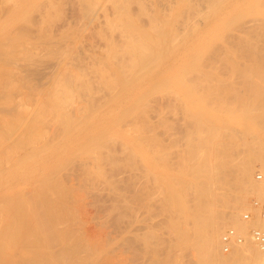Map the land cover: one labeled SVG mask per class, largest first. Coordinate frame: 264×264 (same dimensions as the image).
I'll list each match as a JSON object with an SVG mask.
<instances>
[{
  "label": "bare ground",
  "instance_id": "6f19581e",
  "mask_svg": "<svg viewBox=\"0 0 264 264\" xmlns=\"http://www.w3.org/2000/svg\"><path fill=\"white\" fill-rule=\"evenodd\" d=\"M246 1H248V4ZM246 1L244 0V3L243 0H0V152L2 151L1 155L3 156L4 153L8 155L5 156L7 158L10 157V160L13 157L11 156L13 152L16 155L18 153L17 151H22L21 153L23 154V157L20 156L22 154H18V156L14 155L12 159L15 161L12 163V166L6 165V167L4 165L6 163H0V168H25V165L28 167L29 163L31 165L33 162L32 164L34 166H29L34 170L39 171L40 169L42 171L41 166L44 164L47 167L50 165L48 163L52 161L49 166L52 170L47 167L49 173L54 171L53 169L56 167L55 164L58 163L57 159H59V155L64 154L60 160L63 162L66 161L67 163L69 161L70 163L73 162L74 165L79 163V160L76 161L79 159L77 156L83 157L82 159L86 158L85 160H80L83 161L81 164H84V166L87 165L85 170L83 165L79 163L81 169H83L82 171L85 172L88 169V164L94 159L99 169H103H100L101 172L104 171V174H102H107L105 177L108 176L109 171L111 172L113 177L110 174V180L109 178L106 179L111 184L107 183L110 185L105 186L103 183L102 186L104 187L101 186L99 188L100 183L99 185L97 184L98 177L94 179L96 176L90 177L91 174L87 176L83 172H79L81 173V177H76L75 179L81 178V181H83V173L90 181V178L94 179V183L93 181L90 182V185L92 187L94 186V188L96 181L98 185L97 192L104 196L106 194L108 198L105 197L110 200L109 204L111 206H108L109 204L107 205L106 203L108 202H106L104 203V207L107 205L108 209L111 207V210L114 209L116 211V215L119 216L117 217L114 214L116 220L119 218L117 222L121 221V217L123 222L125 221L127 223L124 229L122 226H125V223L121 225V229L124 230L123 232L117 231L121 229H116L115 231L121 232L125 236L126 233L129 234L130 231L132 232L130 229L132 227L137 232V228L135 227L138 226L140 230V227L142 229L147 226L144 228L145 232H143L145 234V240L149 245V248H146L151 249L153 252L154 264H186L184 255L189 248L195 250V256L193 253V257H196L195 262L197 264H264V252L261 251L253 238L256 229L262 225L260 210L264 206V47H258V44L261 43L260 40L257 43L256 40L258 38L254 37L256 39L254 40L252 37L253 32L250 31L251 29L255 32L257 31L256 34L259 37L258 28L255 29V26L257 27L258 20L260 19L262 21L264 17H257V19L254 17L255 22L250 20L252 23L248 27L250 29L249 31L248 28L244 29V26L242 27L241 25L245 31L244 34L241 32L234 33L237 37V40L235 39L237 43H234V45L239 43L240 48L237 49L233 45L230 46L228 44L224 46L225 48H216L217 46L215 45V43L222 42L226 38L224 35L227 34L223 31L224 29L222 30L225 22L229 20L228 25H231V31L237 29L236 25L233 28L237 20V18L234 19L235 16L226 20L233 10L247 7L250 4L253 7H257V9L259 8V11L264 6V0ZM180 3H183L181 7H179ZM242 3L246 6H242ZM65 5L68 6V11H66ZM135 5L138 10L134 9L133 11V8L136 7ZM187 8L188 10H186ZM136 10L137 12L140 11V13H134L136 14L134 15L132 12ZM186 11L188 13L187 15L190 12L196 15L198 13L201 19H197L198 21L192 20L193 17H191V14L187 16L185 14ZM176 13L178 16L175 19L170 18V16ZM232 14L236 15L235 12ZM141 17H147L149 21L146 20L147 22H145L148 26L145 25L144 27V23H141L143 22L141 21ZM179 20L182 22L181 25ZM239 20H242V18H239ZM261 21H259V25L262 23ZM245 23L250 24L249 21ZM248 25H245V27ZM261 25H264V22ZM261 25L260 28L262 27L264 30V26ZM147 27H149V31ZM169 41L173 43L169 44L170 48L168 46L165 48V45ZM193 43L194 45H192ZM213 50V53L218 52L217 54L221 58H223L222 55H227L228 63L231 64L228 67L231 68L233 74L236 72L240 74L241 71H244L245 75L242 74L241 76L245 77V79L239 82L228 75L227 77L220 76L216 69H212L213 71L211 70V72L214 73L217 71L216 73L219 75H211L212 73L209 72L210 74H208L203 71V75L206 73L205 77L203 75L201 77L197 75L198 78H196L193 71L195 69L197 70V64H199L198 67L201 66L200 68L205 64L200 59H207L204 55L212 53ZM239 55H242V57L248 60H245L246 62L239 60ZM199 60L202 61L200 62L201 65L197 63ZM224 60L227 61V59ZM228 63L226 62L227 65ZM212 66L215 67L214 65ZM173 69L174 71L177 69L175 72L178 73H173ZM198 70L200 69L198 68ZM249 71L253 74H248ZM192 74L195 76L193 77L194 79L192 78ZM178 75L182 76L181 79H179ZM172 78L177 85H175L176 83ZM236 78L238 77L236 76ZM168 81L170 85L174 84L175 86H179V89L183 86L185 87V89L182 88L183 90L187 88V91H184L187 92V95H184L185 93L181 92L180 94L174 88L169 90L165 87V90L171 91L170 96L174 99H178L179 96V99H181L184 96L180 101L183 100L184 102L185 98H187L184 106L187 105L185 103L190 104L189 109L186 110L189 111L187 113L188 115H186L188 116L187 120L189 123L186 125L187 128L184 136H182L185 138V141L181 137L184 144L179 141L177 143H181L182 145L176 144V148L173 145L164 143L163 139L161 140L159 138V134L161 133H158L157 130V132L154 131L158 128H154L156 124H153L154 126L150 128L153 119H151L149 111H153L150 108H153L152 100H154L151 91L156 90L155 92L157 93L160 85L159 91L165 84V86H168ZM180 81L181 84L179 85ZM151 84H153V87L148 89V86L150 87ZM154 85L158 87H154ZM146 86L147 89L145 88ZM168 87L170 88V86ZM165 90H161V92ZM166 93L164 92L162 94ZM168 93L167 95H169ZM134 95H137L135 99L134 97L132 98ZM182 103H180L181 106H183ZM157 108H161V111ZM162 109L165 112L164 115H167L166 108L155 107L156 111L154 113H156V116H154V113L153 116L154 118L157 117V119H154V121L158 120L160 123H164L166 127L172 124L171 126L173 127V123L170 120L172 117L169 114L164 117L162 115ZM174 114L177 115V113ZM176 115H173V117H176ZM166 119H169L168 121H171V124H168V122L166 125ZM52 124L53 126L50 127ZM147 128H150V130L153 128L154 130H151L152 132L147 130L149 131L147 133L145 132ZM167 130L169 134H172L171 130L166 128ZM135 131L139 132L138 136L140 138L138 136L134 137V133L132 132ZM131 134H133V138L130 137ZM171 134L169 138L174 135V133L173 135ZM173 138L171 137L170 139ZM172 147L173 150L171 149ZM171 150L175 153L174 156L176 158L172 156ZM11 151L13 152L10 155L9 152ZM44 153L45 156L46 153H50V157H54L53 159L50 157V159H46L44 157L45 161L47 160V165L45 163L40 164L43 159L42 154L44 155ZM29 154H31V157ZM40 154L41 156H39ZM73 154L77 157L76 159H73ZM33 155L34 157H32ZM35 155L39 162L38 160L36 161L41 165H38L40 166L39 169L35 166L37 164L34 161L36 159ZM68 155H71L72 161L69 160L70 158H66ZM24 157L25 159L27 157L29 161L26 159V162ZM39 157L40 159L42 157V159L40 160ZM21 158L22 160H20ZM9 159L7 160L9 161ZM16 159H19L20 162H16L19 161ZM54 159L57 160H55V163ZM105 159L108 162L106 163L109 165L108 168H110L107 171L108 173H105L104 170H108V168H105L102 164L103 162L105 164ZM1 160L4 161L3 157L0 158V162H2ZM63 162H59L60 164L58 163V165H63ZM17 163L20 167L15 166ZM79 165L76 168H80ZM61 168L59 167V169ZM124 168H129L130 174L127 173L128 169L123 170ZM130 168L138 170L142 168L143 170L140 169L141 171H138L133 169V172ZM153 168H161L162 171L155 169L157 173L152 172L154 171ZM90 171L88 172L92 173ZM46 173L44 174L46 175ZM55 173H59L57 174L59 175L57 178H60V173L63 174L64 172L59 170ZM149 173L154 175L153 179L151 178V184L155 183V188L160 187L161 192L160 190L158 192L159 188H156V192L161 193L159 194L161 198L157 196L158 193L156 195V198H159L158 200L152 198L156 194L154 188V191L151 189L154 184H147H150ZM5 174L8 175V171ZM75 174L77 173L74 172L73 175ZM126 174L127 178L125 177ZM38 175L36 176V180H39ZM160 175L161 178H159ZM3 176L4 178L6 177V175ZM52 176L49 177L50 179L55 177V181L51 179L52 182H58L60 180L57 181L56 176ZM87 177H84L85 181L88 180ZM9 178L8 176L6 177V179ZM49 178L47 179L49 180ZM102 179L103 182H106L104 178ZM128 179H132L131 185L130 182L126 184L135 186H132L133 190L135 189V194H132L139 205L148 207L150 209L148 213L158 211L156 212L157 214H164L165 217L161 220L163 221L165 218L166 226L164 227H167L170 238H157L159 236L162 237V235L158 236V234H163L161 233L164 229L163 224L162 226L160 225L163 227L161 228V232L159 231L158 233L155 231V233L152 224L149 222L151 216L149 215L150 218L148 219L150 220L146 224L145 221L147 218L144 220V215L147 212L145 210L142 211L143 208L141 207V209L139 205L137 212V205L134 206L132 205L134 201L131 202L134 198L127 195L132 198V200H129V197L127 198L126 195L122 194V192H125V190L123 191L124 187H126L124 189H126L127 194L129 193L127 191L128 189L130 191L132 190V187L130 188L129 186L127 188L124 184V181ZM64 180L61 178L63 182L59 181L58 184L64 183ZM71 180L73 179L71 178ZM153 180L155 182H152ZM45 182L47 180L42 182L43 187L39 188L42 185L40 183L41 185L35 190L40 189V193L44 191L46 193L47 191L49 192L51 184L53 183L51 182L50 186L46 185V183L44 186ZM65 184L64 186L67 188L68 186ZM55 185L57 186V184ZM69 187L71 188V186ZM92 187L89 186V188ZM101 188L106 189V193H104V190H100ZM75 190L77 189L75 188ZM53 191L49 193L51 197L54 196ZM60 192L62 194L55 196H60L59 198L61 199V196L64 195L62 197L64 199L66 198L65 203L70 198L72 199V197H68L71 193L67 194L70 190L68 192L67 190L64 192L59 191L58 193ZM78 192L75 195H80ZM46 193L45 195H47ZM96 194L94 196H98V193ZM75 195H72L73 199ZM122 195L129 200L127 205L124 204L127 200H122ZM84 196L85 194H83L82 198ZM90 196L93 195L91 194ZM104 196L100 198V200H103L101 203L104 202V198H102ZM58 197L56 199L53 198V200L48 195L44 200L39 199V202L42 200L40 203L37 201L39 206L41 204L43 210L39 207L34 208V211L41 209L39 214L36 211L34 215L36 220L39 223L42 221V223L40 226V224L38 225L34 221V225L40 227L38 228L36 226L35 231L32 229L31 232L34 231L33 235L29 234L30 239H27L26 242L24 241L25 243L23 244H31L32 247V245H39H37L39 239L46 241L48 243L45 247L46 249L37 252L38 249L34 248L40 254L42 262L44 259L48 260L46 264H52L53 261H49L55 258L57 262H61L60 264H87V259L82 254L84 252L88 253L86 250L88 251L89 246L92 244V238L90 241V238L86 236L89 230L87 228L85 230L86 225L85 227H80L79 222H81V226L88 224V227H90V225L86 222L87 220L82 224V221L77 222L75 220L76 222H73L71 218H79L78 216L81 211L79 212L78 210L81 209L83 211L82 205L85 206V204H80L82 201H89V197L87 198L86 195L85 200H80L81 202H78L77 198H75L77 205H70V207L73 206L72 208L68 206L70 202H68L69 204L62 203L64 199L58 200ZM10 199H13V197ZM150 199L158 204L159 207H155L157 204L154 203V207L156 209L160 208L162 210L161 213H159L160 209L156 210L153 207V203L152 207L149 208V204L151 203ZM160 200L161 204L159 203ZM34 203L31 202L33 205ZM49 203L52 208V204H56L54 207L55 211L52 212L51 208L50 213L48 212L49 210L46 211L48 207H45ZM60 203L61 205H65V208L62 206L63 209L69 208L71 212L72 210L70 209L74 208V211L78 212L74 213L72 211V215L70 212V215L65 212L63 214L67 213L66 215L71 217L69 219L63 218L62 216L64 215H62ZM121 204L123 206L125 205L124 207L128 210L127 212L121 209L124 208L123 206L118 207ZM57 205L59 209H57ZM117 208H120L119 212H117ZM152 208H154L153 211ZM104 209L108 211V214L112 213L106 207ZM141 211L145 212L144 215L140 213ZM155 212L151 214L153 217L156 215ZM139 214H142L144 217ZM28 215H23V218L25 219ZM123 216L124 218H122ZM18 218H20V215ZM81 218L84 217L82 216ZM125 218L126 220H124ZM85 219L82 220L84 221ZM108 220L110 221V218ZM160 221L159 224L162 222ZM99 222L101 221L99 220ZM13 223L15 224V221ZM93 224L96 225L98 222ZM156 224L157 222L155 224L153 223V225ZM22 225L18 226L22 228L24 226ZM98 226L100 227L98 228ZM98 226H94V229L98 228L97 230H101L100 223ZM112 226L113 224L110 227L106 226L108 229L110 228V233H107L108 230L106 232L104 231L102 233L104 235L102 236L105 237L106 233V236L111 237L114 230L112 229L111 231V228L114 227ZM156 227L160 228L159 226ZM5 228H1V230L3 229L5 231ZM20 228L18 230L23 232L24 230ZM6 230H10V228L7 227ZM26 230L28 231L29 229ZM100 230L97 232H100ZM100 233L95 234L96 236H100ZM12 234H14V231H12ZM23 234L19 237L22 238L24 236ZM154 234L157 235V237H154L157 238V241L160 239L159 242H156L153 238L155 240L153 241L156 242L153 243L152 239H150L151 235ZM2 235L4 234L2 233ZM27 235L28 232H26L25 236ZM31 235L34 239L31 238ZM14 236L16 235L14 234ZM143 236L141 235L144 240ZM92 237L94 236L92 235ZM100 237L97 238L100 239ZM97 238L95 237L93 239ZM105 238L104 241L101 240L103 245L106 241ZM22 239L25 240V237ZM98 243V245H101L100 242ZM95 244L92 245L98 247ZM112 244L110 243V245ZM147 244L145 246H148ZM161 245L165 246V248L162 246L165 249L163 255L161 252L163 248L160 249ZM98 248L100 249V246ZM98 248L95 249L97 250ZM99 249L96 251L97 253L95 252L96 255H99ZM37 253L35 254L37 255ZM89 253L87 255L90 256L93 251ZM35 254L31 255L33 256ZM17 255L15 254V256ZM113 255L115 256V254ZM8 256H5L6 259L10 257ZM32 256H27L29 258L27 262L23 259H19L18 261L14 259L15 263L11 264H38L37 261H41L38 260L39 258L37 256L39 255L36 256L38 258L37 261L34 258L32 259ZM91 256L92 258L93 256L95 257V255ZM17 257L20 256L18 255ZM111 257L105 259L108 258L105 255L103 260L110 264L111 261H108L110 259L112 260ZM119 261L116 259L117 263ZM88 263L91 264L92 262L89 261Z\"/></svg>",
  "mask_w": 264,
  "mask_h": 264
},
{
  "label": "rangeland",
  "instance_id": "374dc122",
  "mask_svg": "<svg viewBox=\"0 0 264 264\" xmlns=\"http://www.w3.org/2000/svg\"><path fill=\"white\" fill-rule=\"evenodd\" d=\"M172 1H175V0H172ZM177 1V0H176ZM246 1V0H245ZM243 2H244V0H243ZM247 2V4H248V1H246ZM175 3V2H174ZM245 3V2H244ZM183 5V3H180V6L179 7H181ZM245 4H243L242 3V6H244ZM66 6V11H68L69 10V8H68V6L67 5H65ZM136 6V5H135ZM246 6V5H245ZM249 6V7H248ZM247 7H243V8H237V9H235V10H233L230 14H229V16H228V18H226V20H228V19H230V18H232L233 16H235L234 17V19H236L237 18V20H236V23H234V27L233 28H235V25H236V28L237 29H233L234 31H231L232 30V27H231V25L229 26L228 24H229V20L227 21V22H225V25H224V27L222 28V30L225 32V34H227V35H224L226 38H224V42L222 43L221 41H219V42H217V43H215V45L217 46H215L216 48H218V47H220V48H223L224 46H226V44H228V45H233L234 47H236L237 49L238 48H240L239 46L240 45H238V44H235L234 45V43H237V42H235L237 39V37H236V35H234V33L235 34H237V33H245V31H244V29H247L249 26H251V23L254 21L255 22V20H254V17H255V19H257V17L258 18H263L264 17V10H263V8H264V6H263V8H261L259 11H258V9H257V7H253V6H251L250 4L248 5ZM134 7V6H133ZM259 7V6H258ZM67 8H68V10H67ZM245 8V9H244ZM250 8V9H249ZM252 8V9H251ZM255 10H254V9ZM134 9H137L138 10V8H137V6L135 7V8H133V11H134ZM248 9V10H247ZM257 9V10H256ZM137 10L135 11V12H132L133 14L134 13H140V11H138L137 12ZM186 10H188V8L186 9ZM241 10V11H240ZM243 10H244V12H243ZM262 10V11H261ZM247 11V12H246ZM258 11V12H257ZM190 12V11H189ZM233 12H235L236 13V15L235 14H232ZM239 12V13H238ZM263 12V13H262ZM67 13V12H66ZM138 13V14H139ZM241 13V14H240ZM185 14L187 15L188 13H187V11L185 12ZM184 14V15H185ZM191 14V17H193L192 18V20H197V19H201V17H199L200 15L197 13V15L195 14V13H192V12H190L189 13V15ZM194 14V15H193ZM238 14V15H237ZM241 15V17H239L240 15ZM134 15H136V14H134ZM185 15V16H186ZM189 15H187V16H189ZM193 15V16H192ZM255 15V16H254ZM257 15V16H256ZM145 16V15H144ZM178 15H177V13L175 14V15H173V16H170V18H172V19H175L176 17H177ZM195 16H196V18H195ZM243 16V17H242ZM263 16V17H262ZM227 17V16H226ZM245 17V19H243ZM252 17H253V19H252ZM144 20H143V19ZM239 18H242V20H239ZM186 19V18H185ZM264 19V18H263ZM263 19H262V21L259 19L258 20V22H257V24L256 25H258L257 27L255 26V29H257L258 28V33H259V37H258V35L256 34V32L255 31H253V29H249L248 28V31L250 30V31H252L253 32V38L255 37V38H258L257 40L254 38V40H256V42L257 43H259V40H260V44H258V47H264L263 45V43H264V38H263V34H264V30L262 29V27L260 28V25L261 24H263ZM147 17H141V21H143V22H141L143 25H144V27H145V25L146 26H148V24L146 23L147 21H149V20H147ZM181 20H183V19H181ZM181 20H179L180 22H181ZM239 20V21H238ZM252 22H251V21ZM146 21V22H145ZM198 21V20H197ZM238 21V22H237ZM250 22V24L249 23H245V22ZM259 21H261L262 23L259 25ZM241 22V23H240ZM149 23V22H148ZM227 23V24H226ZM238 23V24H237ZM182 24V22L180 23V25ZM224 24V23H223ZM243 24H245V25H248L247 27H245V25H243ZM254 24V23H253ZM150 25V24H149ZM241 25H242V27L244 28H242L241 27ZM231 28H229V27ZM261 26H264V25H261ZM260 28V29H259ZM149 29V27H147V30ZM238 29H241V30H238ZM254 29V30H255ZM149 31V30H148ZM260 31V32H259ZM231 33V34H230ZM233 34V35H232ZM255 35V36H254ZM235 37V38H234ZM252 38V39H253ZM230 39V40H229ZM236 39V40H235ZM229 40V41H228ZM244 40V39H243ZM232 41V42H231ZM226 42V43H225ZM263 42V43H262ZM171 43H173L172 41H169L166 45H165V48L168 46H170L169 44H171ZM244 44H246L245 42H243ZM223 44V45H222ZM225 44V45H224ZM242 44V43H241ZM192 45H194V43L192 44ZM191 45V46H192ZM227 45V46H228ZM170 48V47H169ZM225 48V47H224ZM260 49V48H259ZM258 49V51H260ZM215 50V49H214ZM214 50L212 51V53H208L207 55H204V57H207V59H205L203 56V58L204 59H200V58H202V57H200L199 59L200 60H202L205 64H203L202 66V68H200V67H198L199 66V64H197V63H200V62H202V61H200L199 60V62H197L196 64L198 65L197 66V70H198V68L202 71H200V70H196L195 69V71H193L194 73L193 74H195L196 75V78H198L197 77V75L198 76H200L201 77V75H203V71H205L206 73H208V74H210V73H212L211 75H213V74H217V75H219L220 74V76H224V77H227V75L228 76H231L235 81H241L242 82V80H244L245 79V77H243V76H241L242 74L243 75H245L244 74V71H241V73L239 74H237V72L236 71H234V72H236L235 74H233V71L231 70V68L230 67H228V66H230L231 64L230 63H228V57H227V55H222V57L223 58H221V56H219L216 52L215 53H213L214 52ZM262 51V50H261ZM264 51V50H263ZM169 52V51H168ZM213 56H212V55ZM217 56H219V57H217ZM240 57V58H239ZM239 57H238V59L239 60H241V61H243V62H246L248 59H246L245 57H242V55H239ZM217 59V60H216ZM224 59H227V61L226 60H223ZM246 60V61H245ZM197 61H198V59H197ZM212 61V62H211ZM217 61V62H216ZM231 61V60H230ZM209 62V63H208ZM226 62L228 63V65L226 64ZM242 62V63H243ZM248 62H250V61H248ZM247 62V63H248ZM217 64V65H216ZM222 64H223V66H222ZM230 64V65H229ZM200 65H201V63H200ZM206 65V66H205ZM212 65H214L215 67H213ZM244 65V64H243ZM205 66V67H204ZM211 66V67H210ZM213 67V68H212ZM178 69V68H177ZM177 69H175V71L177 70ZM214 70V69H216V70H218V73H216V72H211V70ZM248 69V68H247ZM179 70V69H178ZM212 70V71H213ZM249 70V69H248ZM173 71H174V69H173ZM173 72V73H178V72ZM197 71V72H196ZM220 71V72H219ZM225 71V72H224ZM232 71V72H231ZM252 71V70H251ZM251 71H249L248 72V74H253V73H251ZM210 72V73H209ZM229 72V73H228ZM231 72V73H230ZM245 72H247V71H245ZM253 72V71H252ZM205 73V74H206ZM192 74V75H193ZM205 74L203 75V77H205ZM223 74H226V75H223ZM172 76V75H171ZM179 76V75H178ZM207 76V75H206ZM236 76L238 77V78H236ZM181 77L182 76H179V79H181ZM193 77H195L194 75L192 76V78ZM230 77V78H231ZM171 78V77H170ZM174 78V77H173ZM172 78V80L175 82V80ZM229 78V77H228ZM194 79V78H193ZM169 80V79H168ZM195 80H197V79H195ZM169 82V81H168ZM172 82V81H171ZM167 83V82H166ZM176 83V82H175ZM168 84V86H170V88L168 87V86H162L161 88V90H165V87L166 88H168L169 90H172L173 88L174 89H176V90H178L179 91V93L181 94V92H183V93H185L184 95H187V92H184V91H187V88H186V90H183L182 88H184L185 89V87L183 86H181L182 88L181 89H179V86H175V85H177V83L174 85L173 83H171V84H173V85H170V82L169 83H167ZM181 84V81L179 82V85ZM158 87L157 85H154V87ZM161 86V85H160ZM160 86H159V89H160ZM151 87H153V84H151V86L149 87L148 86V89L149 88H151ZM146 89H147V86L145 87ZM155 89V88H154ZM159 89L157 90L158 92L156 93L155 91H151V93H152V97H153V99L154 100H152V107L153 108H150V110L152 109L153 111H149L150 113H149V115L151 116V119H153L152 120V125H150V128L151 127H153L155 124V127L154 128H157V129H151L152 131L154 130L155 132H157L158 131V133H161V134H159V138H161V140L163 139V141H164V143H166V144H168V145H173V147L174 148H176L177 146H176V144H178V145H182L181 143H183V140L181 139V137L182 136H184V133H185V130H186V125H188V116H186V115H188L187 113L189 112V111H186L187 109H189V106H190V104L189 103H185V104H187L186 106H184V102L186 101V99L187 98H185V101L183 102V100L182 101H180L181 99H183L184 98V96L183 97H181V99H179L180 98V96H179V102L180 103H182V105L183 106H181L180 105V103L178 102V99H174L173 97H171L170 96V93H171V91H167V89L165 90V91H162L161 92V90L159 91ZM166 91H167V93L169 94V95H167V93H166ZM160 92V93H159ZM166 93V94H162V93ZM183 93H182V95H183ZM157 95V96H156ZM162 95H164V96H162ZM181 95V96H182ZM135 96H137V95H134V96H132V98L134 97V99H135ZM170 96V97H169ZM139 97V96H138ZM155 97V98H154ZM137 98V97H136ZM158 99V100H157ZM169 100V101H168ZM175 100V101H174ZM165 101V102H164ZM160 102V103H159ZM171 102V103H170ZM178 102V103H177ZM164 103V104H163ZM170 103V104H169ZM156 104V105H155ZM160 106H159V105ZM167 106H166V105ZM154 105V106H153ZM172 105V106H171ZM169 106H171V107H169ZM181 106V107H180ZM155 107H162V108H166L165 110H167V115L165 114L164 115V113L165 112H163V109H162V112H163V114H162V112H160L164 117L165 116H168V114H169V116H171L172 118L170 119L171 121H172V123H173V127L171 126L172 124H171V121L169 122L167 119V122H166V125H167V123L168 124H171L170 126L169 125H167L168 127H166L165 125H164V123L162 124V123H160L158 120V122L157 121H154V119L156 120L157 119V117H155L154 118V116H156V113H154L157 109H159V108H157L156 110H155ZM186 111H184L183 109ZM172 110H174V111H172ZM159 111H161V108L159 109ZM169 111V112H168ZM177 113V115L176 114H174V113ZM180 112V113H179ZM182 112V113H181ZM185 112V113H184ZM155 115H154V114ZM173 113V114H172ZM172 114V115H171ZM183 114H185V115H183ZM154 115V116H153ZM173 115L175 116L176 115V117H173ZM183 115V116H182ZM153 116V117H152ZM186 116V117H185ZM182 117H184V118H182ZM166 118H168V117H166ZM170 118V117H169ZM173 118H174V121H175V123H174V121H173ZM186 118V119H185ZM177 119V120H176ZM185 120V121H184ZM187 121V123H185ZM155 122V123H154ZM185 123V124H184ZM151 124V123H150ZM154 124V125H153ZM184 124V125H183ZM190 125V124H189ZM53 126V124L50 126V127H52ZM159 126H161V128H159ZM168 128L169 130H171L172 131V134L171 135H173V133H174V135L173 136H171L173 139H170L169 138V131L167 130L166 131V128ZM150 128H147L146 129V131L145 132H149V131H147V130H150ZM171 128V129H170ZM175 128V129H174ZM160 129V130H159ZM165 129V130H164ZM150 130V131H151ZM157 130V131H156ZM162 130H164V131H162ZM151 131V132H152ZM160 131V132H159ZM170 131V132H171ZM174 131V132H173ZM138 132V131H137ZM136 131L135 132H132V133H134V137L135 136H138L139 135V132L137 133ZM157 133V134H158ZM166 133V134H165ZM175 133H176V135H175ZM137 134V135H136ZM163 134V135H162ZM182 134V135H181ZM132 135L133 134H131L130 135V137L131 138H133L132 137ZM178 136H180V137H178ZM139 137V136H138ZM162 137H164V138H162ZM130 138V139H131ZM140 138V137H139ZM182 138H184V137H182ZM136 139L138 140V138L136 137ZM169 139V140H168ZM134 140H135V138H134ZM140 140V139H139ZM166 140V141H165ZM172 140V141H171ZM175 141V142H174ZM181 142V143H177V142ZM184 141H185V138H184ZM173 142V143H172ZM184 144V143H183ZM143 145H145V144H143ZM176 146V147H175ZM147 147H148V144H147ZM173 147L171 148L172 150H173ZM149 148V147H148ZM150 150V149H149ZM171 150V151H172ZM12 152L13 151H11V152H9V154L11 155L12 154ZM18 152V153H17ZM16 153V155L18 156V154L20 155V154H22L21 152L22 151H17ZM2 154V151L0 152V158H2L3 157V159H4V161H2V162H0V163H6V164H4L5 166L6 165H10V166H12V163L15 161L14 159H12V158H14V152H13V155H11V156H13V157H11V160L9 159V158H7L6 156H8V155H6L5 153H4V156L3 155H1ZM15 155V156H16ZM24 155H26V154H24ZM49 155V156H48ZM50 153H46V156H45V153H44V155L42 154V156H43V159H42V157H41V159H42V161L40 162V164H42V163H45V165H47L46 164V162H47V160L45 161V158L44 157H46V159L47 158H49L50 157ZM53 156H56V155H54V154H52ZM64 154H62V155H59V159H57V157H55L57 160H58V163L60 162V163H62L63 161L62 160H60V158H62L61 156H63ZM74 155V154H73ZM175 155V153L172 151V156H174ZM21 157H23V154L22 155H20ZM19 156V157H20ZM27 156V155H26ZM29 156L31 157V154H29ZM28 156V157H29ZM38 156V155H37ZM39 156H41V154L39 155ZM48 156V157H47ZM75 156V155H74ZM72 156L73 157V159H76L77 157L79 158V159H77L76 161H78L80 164L81 163H83V161H80V160H85V159H82L80 156ZM32 157H34V155L32 156ZM71 155L69 156H67L66 158L68 159V158H70L69 160H71ZM5 158H7V159H9V161L11 162V164H10V162L7 160V159H5ZM18 158V157H17ZM36 158V159H35ZM35 158H33V159H35L34 161L37 163L35 166H37V169H39V167L41 166L38 162H39V160L37 159V157H36V155H35ZM51 159H53L54 157H50ZM49 158V159H50ZM64 158H65V156H64ZM65 158V159H66ZM172 158V157H171ZM174 158H176L175 156H174ZM24 159H25V157H24ZM23 159V160H24ZM26 159H27V157H26ZM26 159H25V161H26ZM39 159H40V157H39ZM40 159V160H41ZM56 159H54V163H55V160ZM7 160V162H8V164H7V162H5ZM13 160V161H12ZM16 160H19V159H16ZM20 160H22V158L20 159ZM20 160L19 161H16V162H20ZM28 160V159H27ZM30 160H31V158H30ZM36 160H38V162L36 161ZM56 160V161H57ZM64 160V159H63ZM29 161V160H28ZM31 161H33V160H31ZM45 161V162H44ZM62 161V162H61ZM65 161V160H64ZM68 161V160H67ZM72 161V160H71ZM76 161H74V162H76ZM105 161V164H104V162L102 163L103 164V166H105V168H108V164H106V163H108L107 161H106V159L104 160ZM15 162V163H16ZM23 162V161H22ZM27 162V161H26ZM48 162H50L49 160H48ZM52 162V161H51ZM51 162L50 163H48V164H50L51 165ZM24 163V162H23ZM29 163V162H28ZM33 163V162H32ZM31 163V165L32 166H34V164H32ZM54 163H52L53 165H54ZM58 163H56L55 164V166L56 167H58V168H56L55 166V169H53L54 171H52V172H49L48 173V168L47 167H49V166H47V167H45L44 166V164L41 166L42 167V171L39 169V171H37V170H34L33 168H31L32 166L30 165V163H29V165L31 166H29L28 165V167H26V165L24 166L25 168H21L19 165H18V163H17V165L15 164V166L17 167V166H19L20 168H5V167H3V168H0V230H1V228H5L6 226H7V224H8V228H10V230H6L7 229V227L5 228V231H3V229L0 231V264H9V262H10V264L11 263H15V260L14 259H16L17 261L19 260V259H23V260H25V262H27V259L29 260V258H27V256H29L30 255V257L32 256L31 254H35V253H37L39 250H44V249H46L45 247L48 245V243L46 242V241H44L43 239L41 240V239H39V241L37 242V245L38 246H35V245H32V247H31V244L29 245H26V244H23V243H25L26 242V240L28 239H30V235L29 234H32L33 235V233H34V231H35V229H36V226L39 228L40 226H41V223H42V221H40L41 223H39V221L38 220H36V218H35V213H36V211H38V214L40 213L39 211H41V209H42V207H41V204H40V206H39V204H38V202H39V199H43L44 200V198H46V197H48V195L50 196V198H54V196L55 195H59V194H62L61 192L60 193H58L59 191H65V190H67V192L70 190V192H68L67 194H70L68 197H72V199L70 200L69 199V201H68V198H67V201L68 202H70V204L68 203V202H66L65 203V200H66V198L64 199L63 197H64V195H62L61 196V199L58 197V200H62V199H64V201H62V203H65V204H69L68 206L70 207V205H72L73 204V206H75V204H76V199L75 198H77V200H78V202H81L80 200H85L84 198L86 197V195H87V198L89 197V201H82L81 202V204L80 205H82V204H85V206L84 205H82L83 206V211L80 209V210H78L80 213H82V214H80L79 213V220L78 219H74V218H71V220L73 219V222H79V221H82V224H84V222L86 221V222H88L89 223V225H90V227H91V225H92V227L90 228V227H88V224H84L83 226H81V222H79V224H80V227H85V225H86V227H85V230H86V228H87V230H89L87 233H86V236L87 237H89L90 238V241H91V238H92V244H99L98 242H100L101 243V245H98V247L100 246V249L96 246H94V245H90L89 246V248H88V251L86 250V252H88V253H83L82 255L84 256V258L85 259H87L86 260V262H87V264H90V263H88L89 261H91L92 263L91 264H109V263H107V262H105V260H103V258L105 257V255H106V257L108 256V258H105V259H109V257H111V255H113V254H115V256L113 255V257H111L112 258V260L110 259L108 262H110L111 261V263H113V264H152V262L154 261V257H153V252H152V250L150 251L148 248H149V245L147 244V241L145 240V234H144V232H145V230H144V228H146V227H143L142 229H141V227H140V230H142V231H140L139 230V228H138V226L137 227H135V228H137V232H135V229H134V227H132V228H130L131 230H132V232L130 231V233L129 234H125V236L124 235H122V233L121 232H117V231H124L123 229L126 227V224L127 223H125V221L123 222V219H121V217H120V220L122 221V223H120L121 221H118L117 222V220H119V218L116 220V211L113 209V210H111V207H109V209H108V206H111V204H109L110 203V200L109 199H107L108 197L106 196V194H105V196L107 197H105L103 194L101 195V193H99V192H97L98 191V185H99V183H100V185H99V188L102 186V184L103 185H110L111 183H110V181L108 182V180H106L107 178H109L110 176V174H111V172L109 171V169L110 168H108V170H106V169H104L105 170V173H108L107 171H109V173H108V176H106L105 177V175H107V174H105V175H103L104 173V171H102L101 172V170H103L102 168H100L99 169V167L95 164V162H94V159H93V161L92 162H90L89 164H88V169L89 170H91L92 171V173H89L88 171V169L84 172V171H82L83 169H81V165H83V167H84V170H85V167H87V165H85L84 166V164H81V165H79V163L77 164H75L74 165V163L73 162H71L70 163V161H69V163H67L66 161L65 162H63V165H58ZM59 163V164H60ZM98 163V162H97ZM2 164V165H3ZM22 164V163H21ZM20 164V165H21ZM25 164V163H24ZM66 164V165H65ZM70 164V165H69ZM95 164V165H94ZM3 165V166H4ZM38 165H40V166H38ZM77 165H79L80 166V168H76L77 167ZM14 166V167H15ZM23 166V165H22ZM64 166V167H63ZM69 166V167H68ZM70 166H73V167H70ZM75 166V167H74ZM78 166V167H79ZM90 166V167H89ZM95 166H96V168H95ZM7 167V166H6ZM59 167L61 168V169H59ZM49 168H51V167H49ZM73 168V169H72ZM16 169H17V172H16ZM30 171H29V170ZM36 169V168H35ZM44 169V170H43ZM76 169V170H75ZM126 169H128V171H127V173L128 174H130V170H129V168H124L123 170H126ZM132 171H133V169H135V168H130ZM143 170L142 168H139V170ZM148 169H151V168H148ZM161 170V168L159 169V168H153V170L154 171H152V172H156L157 173V171L156 170ZM45 170H47V171H45ZM51 170H52V168H51ZM62 171V172H64L63 174H65V175H63L62 173H60L61 175H60V178H57V177H59V175H57V174H59V173H55V172H58V171ZM135 170H138V169H135ZM138 170V171H139ZM140 170V171H141ZM152 170V169H151ZM7 171H8V175L7 174H5V173H7ZM25 171V172H24ZM37 171V172H36ZM47 172L46 173V175L44 174L45 172ZM90 171V172H91ZM131 171V172H132ZM138 171H136V172H138ZM162 171V170H161ZM19 172V173H18ZM77 173V174H79V175H77V174H75V175H73V173ZM79 172H83V173H86L87 174V176L89 175V174H91L90 175V177L92 176V177H94V176H96V177H94V179H96L97 177V179H98V181H97V184H96V181H95V188L97 187V189H95L94 188V186L92 187V185H90V182H92L93 181V183H94V179L93 178H90L91 179V181L88 179V177L86 176V175H83V173H82V176H84V177H87V179L89 180V183H88V180L87 181H85V179H84V177H83V181H81L82 179L81 178H77V179H75L76 177H81V173H79ZM88 172V173H87ZM94 172V173H93ZM134 172V171H133ZM132 172V173H133ZM24 173V174H23ZM28 173V174H27ZM103 173V174H102ZM126 173V172H125ZM131 173V174H132ZM159 173V172H158ZM20 174V175H19ZM39 174V175H38ZM43 174H44V176H43ZM56 174V175H55ZM92 174H95V175H92ZM161 174V173H160ZM3 175H6V177L8 176V177H10L9 179H6V177L4 178V176L2 177ZM16 175V176H15ZM38 175V178H39V180H36L37 179V176ZM56 176V180L58 181L59 179V181L60 182H63V181H61V178L64 180V183H66L67 184V188H65V186H64V183H59L58 184V182H54L55 181V177H53V176ZM62 175H63V177H62ZM14 176V177H13ZM26 176V177H25ZM53 177V179L52 180H54L53 182H52V180L49 178V177ZM150 176H152V177H150ZM12 177V178H11ZM111 177H113L112 176V174H111ZM110 177V178H111ZM125 177L127 178V174L125 175ZM153 177H154V175L153 174H150L149 173V178H150V184L149 183H147L148 185H152V184H154V185H152V190H153V188H154V190H155V192L157 191V189L156 188H159L158 189V192H159V190H160V187H156L155 188V186H156V184L155 183H152L151 184V178L153 179ZM14 178V179H13ZM47 178H49V180L47 179ZM71 178L73 179V180H71ZM100 178H101V180H100ZM102 178H104V180H106V182H103V179ZM110 178H109V180H110ZM159 178H161V175H160V177ZM80 179V180H79ZM93 179V180H92ZM27 180V181H26ZM42 180V182H44V180L46 181L47 180V182H45L44 183V186H45V184L46 185H49L50 186V183L52 182L53 184H51V187H50V189H49V192L47 191V193H46V191H44L47 195H45V193L44 192H42V193H40V189L39 190H37L38 191V193H37V191L35 190V189H38V187L39 188H41V187H43V183L42 182H40ZM77 180V181H76ZM155 180V179H154ZM152 181V182H155V181ZM5 183H4V182ZM7 181H9L8 183H7ZM17 181V182H16ZM48 181H49V184H48ZM112 181V180H111ZM115 181V180H114ZM131 181H132V179H128V180H126V181H124V184H125V186H127V188H129V186L131 185ZM35 182H36V184H35ZM130 182V185L129 184H126V183H129ZM39 185H38V184ZM41 183V184H40ZM57 184V186L55 185V184ZM84 183V184H83ZM93 183H91V184H93ZM107 183H110V184H107ZM113 183V182H112ZM7 184V185H6ZM65 184V185H66ZM87 184H89L88 185V187H86V185ZM24 185V186H23ZM52 185H55V186H52ZM49 186H47V187H49ZM69 186H71V188L69 187ZM89 186H91L92 188H94L93 190H92V188H89ZM132 186H134V185H132ZM132 186H130V188L132 187ZM22 187V188H21ZM102 187H104V186H102ZM135 187V186H134ZM75 188L77 189V190H75ZM124 188H126V187H124ZM123 188V191L125 190V192L123 193L122 192V194L123 195H126V197L128 198L129 196H127V195H130L131 197H133L134 198V196H133V194H135V189L133 190V187H132V190L130 191V189H128L127 191L129 192L128 194H127V192H126V189H124ZM148 188H150L149 186H148ZM53 189H55V191H53ZM71 189H72V192H73V190H75V192H73V194H72V192H71ZM79 189V190H78ZM14 190H15V192H14ZM31 190H33V191H31ZM87 190H89V191H87ZM100 190H104L105 192L104 193H106V189H104V188H101ZM153 190V191H154ZM19 191V192H18ZM35 191V192H34ZM50 191H53L52 193L54 194V196H52L51 197V194H49L50 193ZM78 191H80V192H78ZM90 191H92V192H90ZM152 191V192H153ZM24 192V193H23ZM30 192H32V193H30ZM33 192H34V194H33ZM80 193V195H81V198H80V195L78 194V195H75L76 193ZM95 192V193H94ZM158 192H156V194L154 195L155 197H152L154 200L155 199H159V198H161V196H159V194H161V193H158ZM160 192H161V190H160ZM22 193V194H21ZM25 193H27V195H25ZM89 193H90V195L92 194L93 196H90L89 195ZM96 193H98V196H94V195H97ZM126 193V194H125ZM133 193V194H132ZM157 193H158V195H157ZM18 194H21V195H18ZM42 194V195H41ZM65 194V193H64ZM67 194H65V195H67ZM83 194H85V196H84V198H82L83 197ZM100 194V195H99ZM132 194V195H131ZM13 195H15V196H13ZM72 195H75L74 197V199H75V201H74V199H73V196ZM89 195V196H88ZM123 195H122V200L123 199H126L127 201H125V205H127V202H129V200H132V198L131 197H129L130 199L128 200L125 196L123 197ZM159 196V198H156L157 196ZM11 196V197H10ZM77 196H79V197H77ZM101 196H104V197H102V198H104V202H102L101 203V201H103L102 199L100 200V198H101ZM12 198L13 197V199H10V198ZM56 196H55V198L54 199H56L57 198ZM94 197V198H93ZM99 198V200L97 201V199ZM95 198H97V199H95ZM151 198V199H152ZM33 201H32V200ZM37 199V200H36ZM53 199V200H54ZM107 199V200H106ZM150 199V204H149V208H151L152 207V205L155 203V204H157L155 201L153 202L152 200ZM7 200H10V201H7ZM34 200H36V201H34ZM52 200V201H53ZM57 200V201H58ZM88 200V199H87ZM109 200V201H108ZM21 201H23L22 203H21ZM38 201V202H37ZM42 200H40V202H41ZM123 201V202H124ZM134 201V203H132V205H134V206H136V210L139 208V206H140V208L142 207L141 205H139L136 201H135V198H134V200H132L131 202H133ZM31 202L32 203H34V202H37V203H34V205L33 204H31ZM39 202V203H40ZM106 202H108V203H106ZM122 202V203H123ZM158 202V201H157ZM88 203H89V205H88ZM104 203H106L107 205L105 206L109 211H111L112 213H113V211H115L113 214L112 213H107L108 211H105L106 209H104L105 207H104ZM121 203V202H120ZM137 203V204H136ZM153 203V204H152ZM159 203L161 204V200L159 201ZM2 204V205H1ZM4 204V205H3ZM38 204V205H37ZM131 204V203H130ZM155 204L153 205V207L155 206ZM12 205V206H11ZM23 207H22V206ZM51 204L49 203V204H47L45 207H48V209L46 208V211L47 210H49L48 212L50 213V210H51V206H50ZM53 205V208L55 207V205H54V203L52 204ZM59 205V204H58ZM58 205L56 206L57 207V209H59V207H58ZM77 205V204H76ZM88 205V206H87ZM124 205V206H125ZM139 205V206H138ZM13 206H15V207H13ZM50 206V207H49ZM62 206H64V208H65V205L63 204V205H61V203H60V207H62ZM72 206V207H73ZM81 206V207H82ZM123 205L121 204V206L119 205L118 207H122ZM123 206V207H124ZM158 206V204L155 206V207H157ZM41 208L40 210H36V211H34L36 208ZM45 207H44V210H45ZM72 207H70V208H72ZM86 207V208H85ZM154 207V208H155ZM159 207V206H158ZM161 207V206H160ZM23 208V209H22ZM35 208V209H34ZM50 208V209H49ZM53 208H52V212L53 211H55V208H54V210H53ZM86 210H85V209ZM143 208V210L142 211H144L145 210V212H147L148 213V211L150 210V209H148V207H142ZM141 208V209H142ZM145 208V209H144ZM147 208V209H146ZM154 208H152V211L154 210ZM262 208H263V206H262ZM261 208V209H262ZM20 209V210H19ZM28 209V210H27ZM77 209V208H76ZM116 209V208H115ZM118 209V211L117 212H119V209L120 208H117ZM121 209H124V210H126L125 209V207L124 208H121ZM156 209V208H155ZM160 208H158V209H156V210H159ZM24 210V211H23ZM43 210V209H42ZM70 210H72V211H74V208L73 209H70ZM86 212H85V211ZM147 210V211H146ZM32 211V212H31ZM72 211L70 212L69 211V208H67V209H63V207H62V215H64V216H62L63 218H70L71 216H68V215H66L67 213L69 214V212H70V214L72 215ZM78 211H74V213H77ZM128 210H126V212H127ZM140 212V213H142L143 215H144V213L145 212ZM11 212V213H10ZM19 212H20V214H19ZM26 212H28V213H26ZM51 212V213H52ZM65 212H67L66 214H63V213H65ZM90 212V213H89ZM121 212V211H120ZM137 212H138V210H137ZM155 211H153V213H154ZM156 212H158V211H156ZM155 212V213H156ZM162 212V210L160 209L159 210V213H161ZM260 212H261V210H260ZM7 213V214H6ZM14 213V214H13ZM34 215H32V214ZM147 213L143 216L142 214L140 215V216H142V217H144V220L147 218H150V216H151V220L150 219H146V224H147V222L149 221L151 224H152V228L154 229L153 231L155 232H158L159 233V231L161 232V228H163L164 226H166V222L164 221L165 220V218H164V220L162 221L161 219L163 218V217H165L164 216V214L162 213L161 215L160 214H157L156 213V215H154V217H153V215H151V214H153V213H151V212H149L148 213V215H147ZM22 214V215H21ZM27 214H29L28 215V217H25V219L23 218L24 216H27ZM54 214V213H53ZM69 214V215H70ZM84 214V215H83ZM116 216H115V215ZM11 215V216H10ZM20 215V218H18V216ZM24 215V216H23ZM66 215V216H65ZM109 215H111V216H109ZM118 215H119V213H118ZM150 215V216H149ZM30 216V217H29ZM38 216V215H37ZM84 217V218H81V217ZM109 216V217H108ZM156 216V217H155ZM10 217V218H9ZM33 217V218H32ZM94 219H93V218ZM105 217H107L106 219H105ZM113 217V218H112ZM117 217H119V216H117ZM159 217V218H158ZM15 220H14V219ZM22 218V219H21ZM86 218V219H85ZM96 218V219H95ZM110 218V221L108 220ZM122 218H124V216L122 217ZM157 218V219H156ZM18 219V220H17ZM21 221H20V220ZM24 219V220H23ZM81 219V220H80ZM82 219H85L84 221L82 220ZM91 219V220H90ZM101 221V222H99V220ZM105 219V220H104ZM163 222H161L160 220ZM23 220V221H22ZM26 220V221H25ZM41 220V219H40ZM76 220V221H75ZM89 220V221H88ZM98 220V221H97ZM124 220H126V218L124 219ZM143 220V221H144ZM157 220V221H156ZM7 221V222H6ZM13 221H15V224L13 223ZM36 222V224H40V226H38V225H34L35 224V222ZM107 221V222H106ZM142 221V222H143ZM152 221H153V223L155 224V222H157V224L156 225H153V223H152ZM159 221L161 222V224H159ZM19 222H21V223H19ZM24 222V223H23ZM27 222H28V224H30V225H28L27 224ZM71 223H73L72 221H70ZM69 222V223H70ZM98 222V224H96ZM113 222H115L116 223V225H120V227L118 228V226H116V225H114L115 223H113ZM127 222V221H126ZM142 222H140V223H142ZM148 222V223H149ZM26 223V224H25ZM93 223H95L97 226L99 225V223H100V225H101V230H100V232H97V231H99V230H97L100 226H98V228H96V229H94V226L95 227H97L96 225H94ZM108 223V224H107ZM113 224V228H111V231H112V229H114L113 230V235L112 234H110V235H112L111 237L110 236H106V233H105V237H110L113 241L112 242H114L115 240L116 241H118V242H120V243H118V242H114V243H116V244H114V246H112L113 244H112V242H111V239L110 238H105L104 236H102V235H104V234H102V233H104V231L106 232L107 230V233H110V228L108 229L107 227H110L112 224ZM119 223V224H118ZM125 223V226L123 225L122 227H123V229H121V225L122 224H124ZM21 224H23L24 226H25V228L23 229V227L22 228H20L19 226H21ZM107 224V225H106ZM162 224H163V227H161L162 226ZM10 225H11V227H10ZM19 225V226H18ZM94 225V226H93ZM110 225V226H109ZM161 225V226H160ZM5 226V227H4ZM18 226V228H16ZM28 226V227H27ZM34 226H35V228H34ZM103 226V227H102ZM107 226V227H106ZM116 226V227H115ZM155 226V227H154ZM156 226H159L160 228H158V227H156ZM22 229V230H24L23 232L22 231H19L18 229ZM25 229H29L28 231L26 230L25 231ZM34 230L33 232H31V230ZM116 229H121V230H117V231H115ZM166 229V230H165ZM14 231V234L16 235V236H14V234H12V231ZM15 230H17L18 231V233H17V231H15ZM82 230H84L83 228H82ZM94 230H95V232H94ZM134 230V231H133ZM139 230V231H138ZM164 230V231H163ZM162 230V232L161 233H163V234H158V236L159 235H162V237L161 236H159V237H157V235L156 234H154V235H151V237H150V239H152V241L155 239L156 240V242H159L160 241V239L162 238L163 239V237H164V239H168V238H170L169 236H170V234H169V232H168V230H167V227H164V229ZM7 231V232H6ZM9 231V232H8ZM144 231V232H143ZM16 232V233H15ZM26 232H28V235L27 236H25V234H26ZM30 232V233H29ZM92 232H94V233H92ZM128 232V231H127ZM139 232L141 233L140 235H139ZM155 232V233H156ZM168 232V233H167ZM4 234V235H2L1 236V234ZM24 233V234H23ZM90 233H91V235H90ZM98 233H100V236L99 235H97L96 236V234ZM117 233V234H116ZM119 233H121L120 235H119ZM125 233V232H124ZM136 233V234H135ZM12 234V235H11ZM21 234H23L24 236H22V238H24L25 237V240L24 239H22L21 237H19V236H21ZM133 234V235H132ZM31 235V238L33 237ZM90 235V236H89ZM92 235L94 236V237H92ZM107 235H109V234H107ZM122 235V236H121ZM135 235V236H134ZM139 235V236H138ZM141 235H144L143 236V238H144V240L142 239V237H141ZM169 235V236H168ZM157 237V238H160V239H158V241H157V238H154V237ZM10 237H12V238H10ZM26 237H28V238H26ZM35 237V236H34ZM87 237H85V238H87ZM97 238V237H100V239L99 238H97V239H93V238ZM105 238V242H104V245H103V242L102 241H104V238ZM113 237V238H112ZM123 237V238H122ZM137 237V238H136ZM172 237V236H171ZM8 238H10L9 240H8ZM18 238V239H17ZM102 238H103V240H102ZM120 238H121V240H123V241H121L120 240ZM139 238V239H138ZM154 238V239H153ZM15 239H16V241H17V244H16V241H15ZM32 239H34V238H32ZM126 239V240H125ZM18 240H19V243H18ZM94 240V241H93ZM95 240H96V242H95ZM102 240V241H101ZM140 240V241H139ZM154 240V241H155ZM11 241H13V242H11ZM15 241V242H14ZM21 241H23L22 243H21ZM25 241V242H24ZM153 241V243H156V242H154ZM106 242H108V243H106ZM121 242H122V244H121ZM105 243H106V245H105ZM110 243L112 244V245H110ZM117 243H118V245H117ZM148 245V246H145L146 244ZM152 243V244H153ZM95 244V245H96ZM107 244H108V246H107ZM143 245H144V247L146 248V247H148V248H144L143 247ZM153 245H155V244H153ZM10 246V247H9ZM28 246V247H27ZM29 246H30V248H29ZM44 246V247H43ZM104 246V247H103ZM116 246V247H115ZM118 246V247H117ZM165 248V246L164 245H161V248L160 249H162L163 247ZM41 247V248H40ZM94 247V248H93ZM101 247H103V248H101ZM109 247H111L110 249H109ZM113 247H114V249H113ZM32 248V249H31ZM34 248H37L38 250H37V252L34 250ZM95 248H98L99 249V252H98V254L99 255H96V251L98 250H96ZM163 248V250H161V252H162V255L164 254L163 253V251L165 250ZM30 249V250H29ZM90 249H93V250H90ZM106 249H108V250H106ZM113 249V250H112ZM148 249V250H147ZM190 249H192V248H189V249H187L186 251L187 252H185V255H184V257H185V262H186V264H197V262H195V260H196V257H193V253H194V256H195V250L194 249H192V250H190ZM95 250V251H94ZM14 251V252H13ZM19 251V252H18ZM90 251H93V253H91V255H95V257L93 256V258H92V256L90 255H87V254H90L89 252ZM101 251H102V253H101ZM105 251V253H103ZM106 251H108V252H106ZM112 251V252H111ZM114 251V252H113ZM116 251V252H115ZM136 251V252H135ZM139 251H140V253H139ZM144 251V252H143ZM13 252V253H12ZM17 252V253H16ZM21 252V254H19ZM33 252V253H32ZM96 252V253H95ZM165 252V251H164ZM11 253V254H10ZM17 255H19L20 257H17V256H15V254ZM132 253V254H131ZM84 254H86V255H84ZM104 254V255H103ZM110 254V255H109ZM2 255V256H1ZM11 257V255H12V257L10 258L9 256ZM15 256V258H13L14 256ZM37 255H39V256H37ZM37 255L35 254V255H33L32 256V259L34 258L35 259V261H37V259L38 260H41L40 262L39 261H37L38 262V264H40V263H44V264H46V262L48 261V260H46V259H44L43 260V262H42V259H41V257H40V254L39 253H37ZM118 255V256H117ZM139 255V256H138ZM8 256L9 258H7L6 259V257ZM22 256H24V257H22ZM38 258H37V257ZM88 258H87V257ZM102 256V257H101ZM117 256V257H116ZM131 256V257H130ZM22 257V258H21ZM89 257H91V258H89ZM120 257V258H119ZM18 258V259H17ZM122 258V259H121ZM195 258V259H194ZM4 259V260H3ZM12 261H11V260ZM90 259V260H89ZM97 261H96V260ZM101 259V260H100ZM113 259H115V260H113ZM116 259H117V261H119L118 263L116 262ZM144 259V260H143ZM9 260V261H8ZM14 260V261H13ZM57 259L55 258V259H53V260H51V261H49V262H52V264H60L61 262H57L56 261ZM124 260V261H123ZM191 260V261H190ZM34 261V262H35ZM45 261V262H44ZM102 261V262H101ZM107 261V260H106ZM36 262V263H37ZM104 262V263H103ZM116 262V263H115ZM135 262V263H134ZM155 262V261H154ZM154 262H153V264H154ZM190 262V263H189ZM110 263V264H111ZM49 264V263H48ZM51 264V263H50Z\"/></svg>",
  "mask_w": 264,
  "mask_h": 264
},
{
  "label": "built area",
  "instance_id": "2783aa9c",
  "mask_svg": "<svg viewBox=\"0 0 264 264\" xmlns=\"http://www.w3.org/2000/svg\"><path fill=\"white\" fill-rule=\"evenodd\" d=\"M260 218H261L262 225L256 229V231L253 234V238L256 244L261 249V251L264 252V206L261 209Z\"/></svg>",
  "mask_w": 264,
  "mask_h": 264
}]
</instances>
